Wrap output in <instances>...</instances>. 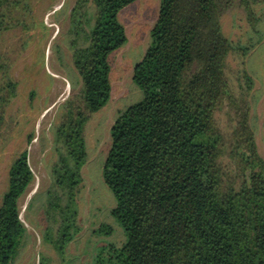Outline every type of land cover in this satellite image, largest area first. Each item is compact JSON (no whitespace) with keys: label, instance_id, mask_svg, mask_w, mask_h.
<instances>
[{"label":"trees","instance_id":"16d2710c","mask_svg":"<svg viewBox=\"0 0 264 264\" xmlns=\"http://www.w3.org/2000/svg\"><path fill=\"white\" fill-rule=\"evenodd\" d=\"M7 1L0 0V28ZM133 1L75 0L70 11L71 59L81 88L54 125L45 209L44 238L61 261L79 230L84 125L110 97L109 55L126 42L117 13ZM230 2L158 1L150 43L133 67L142 96L115 116L101 169L115 198L109 213L124 239L98 246L90 264H264V158L251 112L253 78L242 70L235 89L226 72L230 52L245 55L263 39L264 11L256 8L264 0H239L249 34L235 48L220 21ZM225 102L236 115L228 138L215 119ZM32 179L24 148L8 167L0 199V264L12 262L25 233L17 200ZM111 232L109 223L96 228Z\"/></svg>","mask_w":264,"mask_h":264},{"label":"rangeland","instance_id":"374dc122","mask_svg":"<svg viewBox=\"0 0 264 264\" xmlns=\"http://www.w3.org/2000/svg\"><path fill=\"white\" fill-rule=\"evenodd\" d=\"M159 0H134L117 17L124 26L126 42L109 55L110 97L84 125L87 157L75 194L79 230L67 243L61 261L45 240L47 189L52 185L55 159L53 129L64 103L79 96L81 81L72 64L69 17L75 0H8L2 7L0 28V199L7 186V170L17 153L26 148L33 179L18 198L25 233L10 264H90L95 249L106 241L120 243L121 227L109 213L115 205L101 169L110 146L109 129L117 113L141 98L132 79L133 67L150 43V28ZM264 11V2L256 8ZM224 35L235 48L245 44L249 30L239 0L221 8ZM264 30V18L260 23ZM81 43V39L77 38ZM246 70L253 78L251 112L255 140L264 158V37L245 55L235 49L227 57L226 72L237 89V75ZM215 119L226 138L236 123L234 109L225 102ZM29 138V140H28ZM109 223V235L96 233ZM61 261V262H60Z\"/></svg>","mask_w":264,"mask_h":264}]
</instances>
